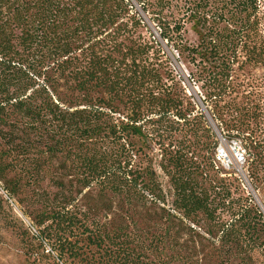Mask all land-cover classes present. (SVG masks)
Segmentation results:
<instances>
[{
  "label": "trees",
  "instance_id": "16d2710c",
  "mask_svg": "<svg viewBox=\"0 0 264 264\" xmlns=\"http://www.w3.org/2000/svg\"><path fill=\"white\" fill-rule=\"evenodd\" d=\"M145 2L179 60L213 72V118L239 138L261 191L264 93L250 100L230 84L239 44L264 65L261 0ZM163 54L128 0H0V186L11 200L27 188L46 201L38 224L50 223L33 222V235L50 245L47 258L56 250L62 264H253L264 245L261 212L230 198L217 166L196 190L172 158L179 204L169 206L145 165L144 140L164 119L189 132L191 155L215 147L179 82H167ZM198 132L207 141L191 138ZM45 180L51 196L39 188Z\"/></svg>",
  "mask_w": 264,
  "mask_h": 264
},
{
  "label": "rangeland",
  "instance_id": "374dc122",
  "mask_svg": "<svg viewBox=\"0 0 264 264\" xmlns=\"http://www.w3.org/2000/svg\"><path fill=\"white\" fill-rule=\"evenodd\" d=\"M128 1L132 6V10L141 16L153 39L160 42L163 55L168 58L171 72L168 70L165 74L168 76L167 82L171 83L172 79L179 82L178 90L186 96L185 101L189 99L193 112L197 114V117H200L198 120L201 125H206L208 135L215 143L213 149L201 147L191 155L192 150H189L186 144L187 139L190 138L189 132L185 131V127L181 128V126L172 123L168 119L162 120L159 129L146 137L143 144L146 155L144 162L145 165L151 163L162 192L165 194L166 204L169 206L174 205V203L179 204V198L172 189V158L175 157L178 164H182L180 173L176 174L177 177H191V187L196 190H206L208 187V178L205 172L207 171L206 167L212 163L222 172L220 175L229 187L230 198L241 196L244 199H249L250 203L261 212L262 221H264V179L261 181L262 190L260 191L256 188L255 182L251 180V169L245 160L246 154L239 138L228 137L224 134L210 110L211 100L207 98V94L212 91L211 89L215 84L213 72L211 70L201 72L198 59L194 64L180 61L174 54L170 44L160 39L158 26L151 21L150 13L145 12L146 0ZM150 1L157 2V0ZM259 9L260 14H264V0H261ZM185 27V38L189 43L196 44L197 37L190 24H186ZM260 29L261 35H264V16H262ZM245 45H238L242 56H238L237 62L234 64L235 70L232 73V83L230 84L241 94L246 93L249 95L250 100H256L259 93H264V65H254L246 60L245 53H248L249 42ZM245 98L246 96L242 97L241 100ZM200 133L198 132L191 138L197 139L199 137V140L207 141L206 134L200 136ZM220 147L223 148V151L219 152L218 148ZM239 154H242V157H239ZM163 166L166 167V171L162 168ZM209 173L210 169H208V175ZM12 175V173L8 174L7 178ZM39 188L45 191V197L56 192L48 180L41 183ZM12 195L13 199L9 201L0 193V264H62L61 260L57 258L56 250L51 253V257L47 258L45 256L50 245L46 241L40 242L34 238L29 227L30 224L36 227L34 225L36 223L42 228L50 223L46 221L43 224H38L42 215L41 212L46 207V201L36 199L34 193L27 188L18 190ZM218 199L219 197L216 195L214 201L216 202ZM216 213L222 219H228V214L224 209L220 208ZM100 217H102V214H100ZM206 226L204 225L203 228ZM58 233H60L59 230ZM253 258V264H264V245L259 246L253 254Z\"/></svg>",
  "mask_w": 264,
  "mask_h": 264
},
{
  "label": "built area",
  "instance_id": "2783aa9c",
  "mask_svg": "<svg viewBox=\"0 0 264 264\" xmlns=\"http://www.w3.org/2000/svg\"><path fill=\"white\" fill-rule=\"evenodd\" d=\"M218 151L219 152L220 151H223V148H221V147L218 148ZM239 157H242V154H239ZM0 193L3 194L9 201H11V199L8 198V196L6 195V193L4 192V190L1 188V186H0ZM29 227L31 229V233L37 234L36 228L32 224H30Z\"/></svg>",
  "mask_w": 264,
  "mask_h": 264
}]
</instances>
